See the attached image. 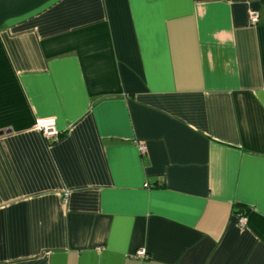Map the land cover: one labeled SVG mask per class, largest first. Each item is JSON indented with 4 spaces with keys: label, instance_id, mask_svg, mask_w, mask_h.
Instances as JSON below:
<instances>
[{
    "label": "crops",
    "instance_id": "0c3cea01",
    "mask_svg": "<svg viewBox=\"0 0 264 264\" xmlns=\"http://www.w3.org/2000/svg\"><path fill=\"white\" fill-rule=\"evenodd\" d=\"M0 264H264V0H0Z\"/></svg>",
    "mask_w": 264,
    "mask_h": 264
},
{
    "label": "built area",
    "instance_id": "2783aa9c",
    "mask_svg": "<svg viewBox=\"0 0 264 264\" xmlns=\"http://www.w3.org/2000/svg\"><path fill=\"white\" fill-rule=\"evenodd\" d=\"M256 20H257V14L251 13L250 14L251 23H255ZM35 126L41 131L42 135L50 142H55L61 135V131L58 130L56 126V120L54 117H45V118L38 119L35 122ZM142 149H143V146H142ZM237 223L239 225H245L246 216L240 213L238 215ZM133 256L138 257V258H146L147 253L144 249H139L134 253Z\"/></svg>",
    "mask_w": 264,
    "mask_h": 264
},
{
    "label": "trees",
    "instance_id": "16d2710c",
    "mask_svg": "<svg viewBox=\"0 0 264 264\" xmlns=\"http://www.w3.org/2000/svg\"><path fill=\"white\" fill-rule=\"evenodd\" d=\"M235 208L237 209V212H239V214H240V211H242V212H243V210L239 209V207H238V206H236ZM242 212H241V214H243Z\"/></svg>",
    "mask_w": 264,
    "mask_h": 264
}]
</instances>
